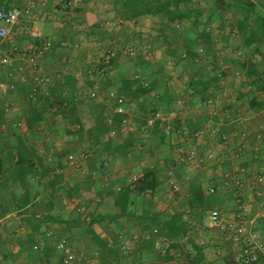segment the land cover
I'll return each mask as SVG.
<instances>
[{"label":"crops","instance_id":"0c3cea01","mask_svg":"<svg viewBox=\"0 0 264 264\" xmlns=\"http://www.w3.org/2000/svg\"><path fill=\"white\" fill-rule=\"evenodd\" d=\"M4 4L33 6L29 16H23L10 28L14 43L25 49L33 45L28 37V29L32 27L50 42L51 48L38 58V72L49 77L48 86L33 92L31 77L16 76L14 90L0 95V157L6 168L12 166V159L6 161L7 156L13 155V144L9 146L8 140L20 136L42 164L54 171L39 184L27 177L22 187L10 181L7 174L0 176V204L4 212L0 218V264H59L60 254L51 239L44 236L46 231L64 237L72 249L89 255L99 250L85 233L90 229L113 250L109 241L124 228L118 225L139 232L132 222L119 215L120 208L113 197L144 169L155 170L160 183L151 195L129 196L127 213L184 211V223L193 220L198 227L187 229L183 225L185 233L172 240L180 252L179 259L185 257L187 261L188 257L193 264H223L226 256L233 254V248L216 231L206 228L203 213L200 216L188 209V187H200L204 194L213 187L210 209L219 210L226 220L233 219V200L239 194L253 224L257 227V222H264V203L262 209L259 199L247 189L237 193L222 188L217 176V171L225 170L233 178L252 180L264 168V145L252 138L264 126V0H199L195 4L189 0L179 6L181 18L170 22L162 14L124 19L113 9V0H3L0 7H7ZM145 37L157 47L156 51L147 41L143 47L139 45ZM128 47L134 48V58L124 55ZM140 49L144 53L138 54ZM4 50L6 45L0 47V51ZM107 52L114 55L104 64ZM186 62H195L198 70L191 81ZM155 64L160 67L152 70ZM9 71L0 68V82L8 81ZM55 83L61 105L69 101L78 105L81 101L78 93L97 91L96 99L91 101L98 104V112L81 116L85 123L82 132L76 133L78 126L70 124L63 110L44 106ZM122 85L126 86L123 90ZM109 92L134 105L127 127L121 125V116L114 113ZM29 95L33 97L31 100ZM208 99L210 105L205 104ZM30 107L41 119L28 127L26 115ZM156 111L175 128L184 127L188 133L204 128L217 130L227 133L230 141L222 148L216 139L204 134L192 144L198 150L211 151L210 159L199 170L184 171L177 164V150L189 147L188 141L164 139L154 128L143 140L142 148H134L140 141V123ZM224 111L229 112L230 123H222ZM235 116L247 133L244 143L241 128L231 121ZM97 118L108 130L98 134L94 141L87 136V130ZM81 137L90 144L81 161L84 175L65 163V155L62 167L57 169L58 162L48 157L55 154L51 146L63 141L74 144ZM122 147H128L123 158L111 150ZM122 163L132 171L120 170ZM166 171L172 172V178L168 179ZM54 174L60 178L53 177ZM170 180L180 186L183 199L180 203L166 198ZM50 181H54L51 188L47 185ZM104 182L107 187L102 185ZM51 189L57 191L55 195ZM67 191L74 194L72 198H68ZM94 197L100 199L96 206L89 204ZM47 207L51 209L47 211ZM23 211L24 216L20 214ZM77 216H84L86 223L78 224ZM23 217L32 218L34 231L22 225ZM51 254L56 261L50 258ZM135 254L134 262L133 257L122 255L113 263L131 264V260L132 264L186 263L182 259L161 262L152 247ZM107 263L100 257L97 259V264Z\"/></svg>","mask_w":264,"mask_h":264},{"label":"built area","instance_id":"2783aa9c","mask_svg":"<svg viewBox=\"0 0 264 264\" xmlns=\"http://www.w3.org/2000/svg\"><path fill=\"white\" fill-rule=\"evenodd\" d=\"M199 0H190V3H198ZM33 10L31 4H27L23 7L17 5H10L7 7H0V47L7 46V50L0 51V68L11 69L7 73L8 81L0 82V95H5L14 90L17 82L16 76L31 77L33 80V92L38 87H46L49 85V77L40 74L38 58L45 55L50 51L51 44L48 40L42 39L38 31L32 27L28 29V37L34 42L33 45L27 47H20L14 43L10 37V28L16 25L23 16H29ZM124 55L127 58L135 57V50L132 47H128L124 50ZM114 55L113 52H107L104 56V64ZM22 76V77H21ZM146 88L147 85L144 84ZM33 95V94H32ZM32 95L28 98L31 100ZM77 97L81 101H91L96 99V90H86L77 94ZM108 97L114 101V113L121 116V125L128 126L129 116L132 114L134 105L127 101L123 96L116 95L112 92L108 93ZM206 105L211 104V99L205 102ZM222 123H230V115L228 111H224L221 114ZM234 124L241 128V143L246 141V131L243 128L242 121L238 117H234L231 120ZM156 128L160 132V135L169 140L173 137L177 140H185L190 142L189 147L178 148L177 164L184 171H196L201 169L205 163L210 159L211 154L209 150H198L195 146V141L201 138L204 134L211 139H216L218 144L225 148L227 147L230 136L227 133H220L217 130H210L208 128L201 129L196 132L188 133L184 127L175 128L168 121H166L159 112L150 113L139 125L140 141L134 146L136 150L142 148L143 140L149 136V133ZM252 138L257 142L264 145V126L252 135ZM85 157L83 155H76L68 153L65 155V163L71 166L80 175H84V171L81 167V161ZM161 166L164 165V161H160ZM168 179L172 178V172L166 171ZM219 178V184L222 188L228 190H234L240 192L243 189L251 191L259 200L258 205L262 207L264 203V168L255 176L252 180L242 181L241 179L233 178L227 171H217ZM107 187V182L102 184ZM167 200L172 203L182 202V195L180 186L176 181L170 180L167 183ZM118 190V188L116 189ZM215 189L209 187L206 191L207 194H213ZM95 202H99L97 197H94ZM234 203V217L232 220H226L217 209H210L204 211V218L206 220V228L217 232L218 236L227 241L233 248V259L236 264H264V238H261L256 231V225L249 218L247 207L244 205L239 194H237L233 200ZM186 228H196L197 223L193 220H187ZM44 236L51 239L53 247L60 254V264H97L98 253L94 251L89 255L81 252H77L72 249L71 244L64 237H57L52 231L44 232ZM152 236V251L156 256L164 255L169 249L171 241L158 235L156 229L151 230ZM147 236L141 234H133L130 237L118 236L117 244H113V249L124 256L132 254L133 245Z\"/></svg>","mask_w":264,"mask_h":264},{"label":"trees","instance_id":"16d2710c","mask_svg":"<svg viewBox=\"0 0 264 264\" xmlns=\"http://www.w3.org/2000/svg\"><path fill=\"white\" fill-rule=\"evenodd\" d=\"M3 0H0V2ZM189 0H113V9L122 16L124 19H134L143 15H154V14H162L167 21L170 22L172 19H180L181 16L179 14V6L183 5ZM9 1H7L8 3ZM8 6V4H4ZM193 78L190 77V81ZM66 84L70 83V80L66 79ZM126 83V82H125ZM57 83L53 87H51V97L50 99H45V107L51 108L55 107L57 110H63L66 113V118L72 125L78 126L76 129V133H80L83 131L84 122L81 120L80 109L73 101H69L65 103V105H61L60 95H58L56 91ZM193 90V84L189 86ZM126 86L122 85L121 89L123 90ZM140 91V90H139ZM118 95V94H116ZM114 103V101H112ZM78 116V117H77ZM41 119V115L34 112L32 108H28L26 115V122L29 125L34 126L37 121ZM116 119V118H115ZM118 118L116 119V122ZM108 128L101 125L100 118L92 121L90 128L87 130V136L93 138L96 141V137L98 134L106 133ZM75 133V132H74ZM13 150V155H9L8 158L13 160L12 166L5 167L4 160L0 157V176L2 174H7L8 179L12 182L17 183L19 186L24 185V181L27 177H30L31 180L35 181L36 184H39L42 180L45 181L46 178H49L51 173L54 171L51 168L42 164L40 157L36 155V153L30 148L27 147L20 136L13 137V145L11 146ZM128 148V147H127ZM125 147L122 149L113 148L114 152L116 151L118 154H122L121 157H124L126 150ZM108 150V146L105 147ZM66 155V154H65ZM60 178L59 175H53V177ZM54 181H50L47 185L51 188ZM158 173L152 169H144L141 172V175L130 183L123 190L118 191L113 199L116 205L120 208L119 215L125 217L126 220L132 222L135 228L141 232L142 236H147L146 238H141L138 242H136V248L134 250L135 253L141 252L142 250H148L152 247V236L151 230L152 228L156 229L158 235L171 241L170 249L162 256H157L161 262H169L171 260L178 259L180 252L177 251V245L173 243V239L179 237L185 233V225L182 220V216L186 215L184 211L174 212L173 214L165 213L163 211L154 212V211H143L140 214H128L126 210V206L128 203L129 196L134 195H151L159 185ZM60 190V189H57ZM167 192L168 189L166 188ZM52 195H55V192L52 190ZM68 198H72L74 194H70L67 191ZM53 198V196L51 197ZM99 199V198H98ZM213 202L212 194H204L200 187L197 186H189L188 187V198L186 201L187 207L189 210L199 214L200 216L204 211L210 209ZM48 208V207H47ZM2 209L0 204V210ZM51 209L48 208L47 211ZM21 215H25L26 211L20 213ZM4 215V212L0 211V218ZM45 216V215H43ZM189 216V214H188ZM22 225L28 226L31 231L35 230V225L32 222L31 217H23ZM76 222L78 224H85L86 219L84 216H77ZM68 225V224H65ZM85 233L89 236L90 242L95 244L99 250H97L98 258L100 257L101 261L104 263L109 262L107 264H114L115 259L121 256L119 252L116 250H112L108 247L107 243L102 242L95 233L86 229ZM114 244L113 242H109ZM195 248V247H194ZM44 252V251H43ZM45 253V252H44ZM197 254V252H195ZM111 259H107V258ZM185 259V257H184ZM186 260V259H185ZM58 262V261H57ZM114 262V263H113ZM59 260V264H60ZM193 264V261L188 259L186 264ZM161 264V263H160ZM223 264H236L233 259V254H229L223 261Z\"/></svg>","mask_w":264,"mask_h":264},{"label":"rangeland","instance_id":"374dc122","mask_svg":"<svg viewBox=\"0 0 264 264\" xmlns=\"http://www.w3.org/2000/svg\"><path fill=\"white\" fill-rule=\"evenodd\" d=\"M63 21L67 23V20H63ZM168 27L170 28V26H168ZM142 40L143 41L140 42V44H139L141 47H143L145 45L144 41H147V43L149 42V44L151 45V49L153 50V52L156 51V48H157L156 45L157 44L155 45L156 48H154V46H152V42L149 40L148 37L142 38ZM142 53H144V49H140L138 51V54H142ZM141 56L142 55H140V57ZM157 57L158 56H156L155 59L158 61ZM158 67H160V65L159 64H155V66L152 68V70L153 69H157ZM186 72H187L188 78L189 77H192V78L197 77L198 70L196 69V63L195 62L194 63L186 62ZM158 73H159V71H158ZM50 89H51V87H50ZM65 96L66 95H63V97H65ZM111 103L112 102L110 101L109 104L107 103V105H110ZM97 105L98 104H95L92 101H90V102H88V101H80L77 107L80 109V113H81V116H82L86 112L87 113L92 112L93 114H97V112H98L97 111V109H98ZM54 140H55L54 142H57L56 139H54ZM12 144H13V139H12V137H9L8 145L11 146ZM51 147H52V149H53L55 154L53 156H51V157L50 156H48V157L50 159H54L56 162H58V165L56 166L57 169H60L62 167L61 160H62V157L66 153H70L71 152V153L76 154V155H86V154H88V151L90 150V144L83 137H81L79 140H77L74 144H72V142L63 141L62 143L58 142L57 145H53ZM8 160H11V159L8 158V156H7L6 157V161H8ZM122 164H123V166L120 168V170L123 168V170H127L128 169L129 172L132 171L130 167H126V165L124 163H122ZM91 203H93L96 206V205H98L100 203V199H99V202H95L94 200H92V202H89V204H91ZM261 208L263 209V207H261ZM193 215H195V214L193 213ZM197 215H195V217H198ZM118 226L124 227V228L120 229L118 232H116L115 235L112 237L111 241H109V242H113L114 244H117L119 235L130 237L133 234H136V235L138 233L141 234V232L128 231L127 230L128 228L123 226V225H118ZM129 229H131V228H129ZM152 229H154V228H152ZM256 231L258 232V234L260 235L261 238H264V222L263 221L262 222L261 221L257 222ZM135 248H136V243L133 245L132 254L129 255L130 257H133V259H132L133 262H134V259H136V255H137V254L134 253ZM1 249L2 248L0 247V250ZM50 258H52L54 261H56V256L51 254ZM177 258L178 259H176V260H181L182 259L183 262L186 261L183 257L181 259H179V256H177ZM132 260H131V264L133 263Z\"/></svg>","mask_w":264,"mask_h":264}]
</instances>
